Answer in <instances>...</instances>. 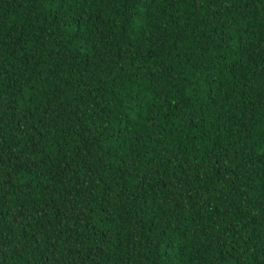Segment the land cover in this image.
<instances>
[{
  "label": "trees",
  "instance_id": "1",
  "mask_svg": "<svg viewBox=\"0 0 264 264\" xmlns=\"http://www.w3.org/2000/svg\"><path fill=\"white\" fill-rule=\"evenodd\" d=\"M0 264H264V0H0Z\"/></svg>",
  "mask_w": 264,
  "mask_h": 264
}]
</instances>
